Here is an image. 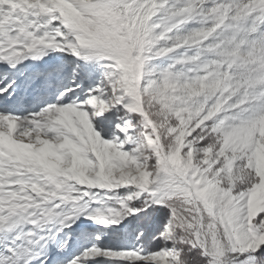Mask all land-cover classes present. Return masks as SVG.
<instances>
[{
    "label": "snow or ice",
    "instance_id": "obj_1",
    "mask_svg": "<svg viewBox=\"0 0 264 264\" xmlns=\"http://www.w3.org/2000/svg\"><path fill=\"white\" fill-rule=\"evenodd\" d=\"M0 264H264V0H0Z\"/></svg>",
    "mask_w": 264,
    "mask_h": 264
}]
</instances>
